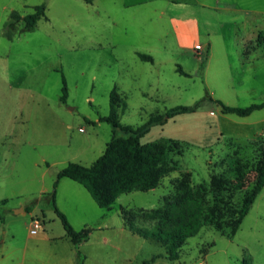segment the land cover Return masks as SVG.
<instances>
[{"label": "rangeland", "instance_id": "374dc122", "mask_svg": "<svg viewBox=\"0 0 264 264\" xmlns=\"http://www.w3.org/2000/svg\"><path fill=\"white\" fill-rule=\"evenodd\" d=\"M180 1L0 0V264H76L77 250L84 264H264V187L231 232L264 152V108L238 117L200 101L208 93L232 107L264 102V44L256 41L264 2L238 0L239 11H226L218 0H203L202 9ZM40 4L46 19L29 32L15 20L8 39L10 13ZM191 15L199 18L193 40L170 23ZM113 88L126 103L118 121L132 128L200 102L140 138L166 142L172 169L155 189L121 194L106 209L78 183L57 182V208L73 230H91L76 249L45 197L67 163L89 166L113 135H124L98 121ZM180 196L197 198L211 215L169 260L148 236ZM35 219L39 228L29 233Z\"/></svg>", "mask_w": 264, "mask_h": 264}, {"label": "trees", "instance_id": "16d2710c", "mask_svg": "<svg viewBox=\"0 0 264 264\" xmlns=\"http://www.w3.org/2000/svg\"><path fill=\"white\" fill-rule=\"evenodd\" d=\"M9 19V23L5 25V36L11 39L12 22L21 20L23 21L21 31H32L39 20L46 19L45 6L44 4L36 5L33 7L32 12L24 16L11 12ZM256 41L264 44V33L258 35ZM137 57L142 61H151V58L145 54L137 53ZM177 71L182 75H187L180 67H178ZM61 82L59 101L65 103L67 89L63 77ZM121 98L117 90L113 88L108 95L109 113L105 117H100L98 121L110 124L114 129L122 131L124 135H113L106 143L102 154L89 166L74 162L67 163L57 172L52 191L46 194L45 197L51 210L59 219L66 236L76 249L81 243L88 240L91 230L88 228H82L79 231L73 230L65 215L57 208L55 193L58 180L68 178L78 183L89 193L98 207L108 209L121 194L132 191L146 192L155 189L159 185L160 179L171 171L172 168L166 160V142L162 140L147 144H140L139 142L140 138L148 132L150 127L161 126L178 115L195 112L199 102L204 99L217 104L221 114H234L238 117L249 116L251 113L264 108V102L251 104L244 108L227 106L219 100H213L210 94L206 93L199 102L191 106L172 107L160 115L150 116L145 123L132 128L121 125L118 121V109L123 111L126 108L124 97L123 101ZM263 187L264 152L257 168L254 184L245 193L237 216L232 222V234L237 231L242 219L249 212L255 198ZM5 203L6 200L0 201V205ZM210 215V210L204 207L197 198L180 196L159 215L155 229L148 237L165 249L169 260H175L178 257V249L187 238L192 237L209 221L208 217ZM0 222L2 223L1 214ZM139 234L145 237L141 232ZM76 264H84V257L78 250L76 251ZM243 264H247L246 260H243Z\"/></svg>", "mask_w": 264, "mask_h": 264}, {"label": "crops", "instance_id": "0c3cea01", "mask_svg": "<svg viewBox=\"0 0 264 264\" xmlns=\"http://www.w3.org/2000/svg\"><path fill=\"white\" fill-rule=\"evenodd\" d=\"M218 1H220L223 4L222 8H224V10H226V11H239L240 10L239 6L237 5L238 0H218ZM255 1L264 2V0H255ZM178 2L179 1H174L175 4H177ZM180 2H182V4L185 7L191 6L193 4H197L198 7H200L202 9L205 6V3L203 2V0H190V1L187 0V1H180ZM170 23L172 25V28L174 27V29H175L174 31L177 33V35L180 34L181 37L190 36L191 39L193 40V38L195 37V35L199 31V18L196 19V17H194L192 15L191 16H184V17H180V18H171ZM254 26H256V25H254ZM254 31H255V29H254ZM195 46L200 47V45L198 43H195L194 47ZM147 56H149V55H147ZM149 57L151 58V56H149ZM150 62H152V59ZM61 179H64V178H61ZM60 180H58V181H60Z\"/></svg>", "mask_w": 264, "mask_h": 264}, {"label": "built area", "instance_id": "2783aa9c", "mask_svg": "<svg viewBox=\"0 0 264 264\" xmlns=\"http://www.w3.org/2000/svg\"><path fill=\"white\" fill-rule=\"evenodd\" d=\"M79 131H82V129H79ZM38 228H39V223L38 220L35 219L34 221L31 222L28 231L29 233H36Z\"/></svg>", "mask_w": 264, "mask_h": 264}]
</instances>
